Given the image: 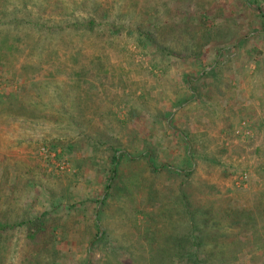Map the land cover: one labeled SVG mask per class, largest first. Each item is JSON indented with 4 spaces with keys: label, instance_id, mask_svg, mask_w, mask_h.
Segmentation results:
<instances>
[{
    "label": "rangeland",
    "instance_id": "rangeland-1",
    "mask_svg": "<svg viewBox=\"0 0 264 264\" xmlns=\"http://www.w3.org/2000/svg\"><path fill=\"white\" fill-rule=\"evenodd\" d=\"M243 2L0 0V26H21L18 31L42 26L45 32L53 29L52 43L65 39L82 47L79 57L69 53L50 58L48 50L15 52L8 59L1 54L0 99L27 86L37 102L50 104L57 89L62 100L54 98L51 105L56 102L59 116L69 98L90 90L95 100L90 110L68 117L81 122L84 134L93 129V136L102 137L92 142L94 147L57 156L60 147L53 150V144L78 137L66 116L33 123L0 109V225L6 222L5 230L0 229V264H46L53 253L57 264H147L142 259L150 250L143 240L146 227L168 226L166 210L176 201L170 187L180 183L145 166L141 153L149 143L157 150L155 167L169 164L189 171L181 180L183 187L175 188L187 192L185 188L192 187V206L213 210L218 236L224 233L232 243L224 250L227 264H264V19ZM257 5L264 11V0ZM77 26L81 30H74ZM87 26H94L93 31ZM112 27L118 33L110 37ZM83 62L109 77H85L79 72ZM33 65L41 67V75L29 69ZM200 67L216 68L217 78L232 87L224 95L211 89V102L199 103L194 97L178 108L189 98L184 76L196 74ZM209 82L198 91L205 93ZM156 108L176 110L167 121L170 130L166 121L153 125ZM177 131L188 135V147ZM111 143L139 158L120 165L119 181L110 190L100 221L107 234L87 254L88 238L83 245L80 238L92 226V211L97 212L96 202L109 183ZM30 180L46 186L45 191L35 183L30 186ZM150 184L163 194L153 197ZM58 201L79 207L51 212L50 202ZM88 201L86 211L83 203ZM38 213L47 214L54 231L33 263L25 245L26 227L19 225ZM135 239L139 246H130Z\"/></svg>",
    "mask_w": 264,
    "mask_h": 264
},
{
    "label": "trees",
    "instance_id": "trees-1",
    "mask_svg": "<svg viewBox=\"0 0 264 264\" xmlns=\"http://www.w3.org/2000/svg\"><path fill=\"white\" fill-rule=\"evenodd\" d=\"M257 1L258 0H244L243 4L246 8L252 11L256 10V12L260 13L261 17L264 19V11L262 10L261 6L257 5ZM1 5H4V3H1ZM0 23H2V20H0ZM33 28H35L33 29V31H27V29H22L24 31H18V29H21V26H18L17 28L13 26H0V56L4 53L6 59H8L7 56L13 55L15 52L18 54L24 51H28L29 53H40L41 51L43 52V50H48L50 58H53L54 56H57L59 54L69 55V53L71 57L80 56V49H82V47H75L73 44H67L65 39H62V41L64 42L59 45V42L57 43V40H54L52 43L53 38L51 34L53 33V29H50L49 31L45 32L42 26H35ZM85 29L93 31L94 26H87L85 27ZM74 30H81V26L74 27ZM31 33L35 35L33 36ZM117 33L118 30L112 27L109 32V35L110 37H113ZM62 48L63 51H61ZM221 50L222 49L216 50L217 63L221 62V60H219L221 56ZM84 56L86 55L84 54ZM193 60L196 61L197 57L193 58ZM9 63L12 65V61H10ZM90 64L86 67V63L83 62L80 65L82 68L79 69V72L84 73L85 77H95V75H97L98 78H103L105 80L109 77L105 73H99L97 71L98 68ZM6 65L8 64L6 63ZM34 67L35 65L31 66V68L29 69L38 71V74L41 75V67L37 65L36 68ZM215 70L216 68L211 71H206L205 68L200 67V69L197 70L196 74H189L187 76H184L183 81L188 85V94H186V96H188L189 98L185 100L182 104L180 103L177 107H182L194 97H196L195 101H198L199 103H205V100L206 102H211L212 98L209 96L212 91L211 89H213V92H216L218 94H226L224 93V90L228 87H232V84L231 82L218 79L217 76L219 75V73H215ZM240 74L241 73L239 71H236V75ZM20 75L23 76L22 74ZM2 78L3 75L0 74L1 81ZM208 79H211V82L208 83L209 89L207 88L206 92L202 94V92L198 91L199 87L202 83L204 84V82H207ZM194 85H196V87H194ZM19 90L20 91L18 92L11 90L10 94L8 95L9 97L6 96L7 98L3 99L2 97L0 99V109L2 113L11 115L13 117H19L31 121L33 123H39L54 118H56L54 121H58L60 117L62 119L64 116H66L68 119L69 127H76L75 130H77V138L70 141H64L63 143L58 142L57 144H53L51 146V149L53 150H56V146L60 147L59 154H61H57V156L64 157L66 154H73L76 151H81L85 146L94 147L96 144L92 145V142L99 143V141H101L102 137H99L98 135H92L94 132L93 129H89L87 134H84V132L81 131V129L84 128L81 122H76V120L75 122H72V120L68 117V115L70 117L72 116V114L70 113H74V115L77 113V115L79 114L80 116L84 113V110H90L89 108L92 107L93 101H95L94 97H91V94L89 93L90 90H87L84 96H82L80 92V94L78 96H74L73 99L69 98L68 108L59 116L58 113L60 112V110L57 109L54 105L56 102L51 105V103L55 101L54 98L59 99V101L62 100L60 99V97H57V89H54V92L51 96L52 100L50 104H41L37 102V95L32 92L33 88L22 86L19 88ZM33 96L35 97V99ZM175 111L176 110L167 112L156 108L155 112L157 115L153 119V125H158L162 121L167 122L168 120H170L169 118L172 115L174 116ZM77 115H75L73 119H75ZM169 122L166 123V127L170 130L171 124ZM177 132L179 139L181 141H184V143H186L188 147V135L184 131ZM145 141L149 143L148 141H150V139L147 138ZM111 150V168L108 171L109 183L105 188L103 194L104 196L102 197V199L96 202V205H99L97 212L95 211V209L94 211H92V214L95 216L92 222V226H89L87 233H84L86 237L80 238L81 245L86 242L85 238H88V243H86L85 250L87 254H89L90 251H92L93 247L98 242H100V240L105 238V235L107 234L106 231H103V228L101 227L102 224L100 221L102 215L104 214L107 201L110 197V190L113 188L112 186H114V183H116V181H119L120 165L123 161H127V163H135L136 160L139 158L127 154L124 149L115 146L114 143H111ZM156 151V148L152 144H146V150L141 153V155H144L143 158L145 166L149 168V170H152L154 174H161L162 176L166 177V179L171 178L174 181L175 179L176 181L180 180L179 184H175L179 185L180 187H183V183L181 180L184 176L189 175V171L174 170L169 167V164H161L158 168L155 167L153 163V156H156ZM186 157L188 159V162H190V164L192 165V156L189 154ZM27 182L30 186H33V183H35V187L39 186L34 180H30ZM175 184H173V187L170 188L173 189L171 190V192L173 197L176 198V201L170 204L169 208L166 210V213L168 214H166L168 216L167 224H169L166 227H160L157 229H149L148 227H146L147 230L146 232H144L143 240H145L148 247H150V250L149 257L145 258L143 256L142 259L145 260V262L147 261V264H227V261L229 260H224L225 256H227L224 253V250H226L227 247L231 246L232 243L229 238L224 235V233L218 236V233H220V229L219 226L213 221V210H211V208L201 209V207H193L192 205L194 203L191 199L192 196L190 195L192 187L185 188L187 189V192H183L179 190L180 188L177 187L179 190L177 191V188H175ZM39 188L45 191L46 186L40 185ZM149 188L153 193V197L158 195L161 196L163 194V191L157 190L152 184H150ZM61 202L58 201L55 202V204L50 202V204L52 205L50 206L51 212L54 213L56 209H59V207L64 209L67 207V209L69 210L71 208L73 210H76V208L79 207L78 204L76 205V202H71V204L66 205L63 204L64 206L60 205ZM169 203L170 202H168L165 207ZM89 204L90 201L83 203L86 211L90 210ZM260 212L261 220L264 222V205L261 206ZM206 215L209 217H206ZM46 216V213H38L37 215H34L33 217L29 218L25 222H22L21 225H19L22 226L23 224L26 227L25 245L31 251L29 257L33 263L38 259V257H40L41 254H43L42 250L45 248L43 246L45 239H50V237L53 235L54 228L53 225L50 224L51 219L46 218ZM4 224H6V222H4ZM4 224L1 223V230H5ZM8 225L10 228L15 227V224L11 225L10 223H8ZM63 229V227H59V230L64 231ZM139 244L140 242L135 239L130 244V246H139ZM53 255L54 257L49 259L46 264H57V259H55L56 254L53 253Z\"/></svg>",
    "mask_w": 264,
    "mask_h": 264
},
{
    "label": "built area",
    "instance_id": "built-area-1",
    "mask_svg": "<svg viewBox=\"0 0 264 264\" xmlns=\"http://www.w3.org/2000/svg\"><path fill=\"white\" fill-rule=\"evenodd\" d=\"M245 126V124L243 123V125L241 127Z\"/></svg>",
    "mask_w": 264,
    "mask_h": 264
}]
</instances>
